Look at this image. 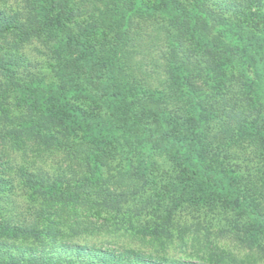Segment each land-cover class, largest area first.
Segmentation results:
<instances>
[{
    "label": "trees",
    "instance_id": "16d2710c",
    "mask_svg": "<svg viewBox=\"0 0 264 264\" xmlns=\"http://www.w3.org/2000/svg\"><path fill=\"white\" fill-rule=\"evenodd\" d=\"M155 2L24 0L17 14L0 7V138L60 152L73 166L53 176L0 155V200L17 180L41 199L48 221L0 213V264H209L72 243L49 216L76 206L210 216L264 257V45L245 28L264 0ZM211 2L243 11L233 37ZM44 92L85 102L93 112L81 109L78 120L94 125L89 135L73 112L30 100ZM157 176L160 194L151 189ZM141 229L168 233L159 223Z\"/></svg>",
    "mask_w": 264,
    "mask_h": 264
},
{
    "label": "rangeland",
    "instance_id": "374dc122",
    "mask_svg": "<svg viewBox=\"0 0 264 264\" xmlns=\"http://www.w3.org/2000/svg\"><path fill=\"white\" fill-rule=\"evenodd\" d=\"M157 0H138L142 7L154 6ZM185 3H197V0H185ZM24 0H0V7L9 13L22 11ZM211 6L222 11L221 13L228 23V34L233 37L235 24L241 25L245 20L242 12H233L224 6L213 4ZM245 11V10H244ZM252 22L245 25L252 35L261 38L264 45V7H253ZM242 14V15H241ZM259 40V39H258ZM35 44H26L23 47L32 59L42 57L36 50ZM43 66V64H42ZM44 71L48 72V66L44 64ZM67 94L55 95V92H44L30 100L43 110L59 109L64 112H73L76 116L75 127L84 135H89L94 125L88 119L82 122L85 117L81 109L88 113L93 111L84 108L86 103L73 102L66 99ZM11 102H14L13 96ZM58 107V108H57ZM22 109L14 107L15 112ZM72 114V113H71ZM78 118H80L78 120ZM81 122V123H78ZM1 159L13 165H23L27 169H44L51 175L66 174L69 176L71 166L64 159L60 152L50 149H40L26 141H18L12 138H0ZM73 167V166H72ZM17 181V180H16ZM14 181V188L6 191L0 200V213L3 218H12L17 223L39 224L40 227L48 223L40 216L43 210V203L37 196L29 194L22 188V185ZM163 185L160 177H154L151 189L161 193ZM61 217L54 219L61 238L72 243L90 244L105 246L108 248H129L142 251L145 254L167 258H192L209 264H264V257L258 250L248 248L240 241L226 233L222 223L209 220L210 216L200 217L182 210L174 215L155 218L152 215L118 214L107 211L100 207L76 206L73 208L64 207L60 210ZM217 219V218H215ZM159 223L162 227L168 228V233L159 236L144 235L142 226H152ZM67 256L66 251L62 252ZM74 258V255H71ZM92 257L91 255L88 258Z\"/></svg>",
    "mask_w": 264,
    "mask_h": 264
}]
</instances>
